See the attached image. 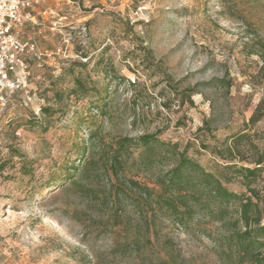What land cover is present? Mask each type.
I'll use <instances>...</instances> for the list:
<instances>
[{
    "label": "rangeland",
    "instance_id": "obj_1",
    "mask_svg": "<svg viewBox=\"0 0 264 264\" xmlns=\"http://www.w3.org/2000/svg\"><path fill=\"white\" fill-rule=\"evenodd\" d=\"M27 11L13 30L41 56L25 57L27 93L0 100V264H235L238 205L204 199L178 224L160 181L185 151L214 174L256 168L264 197V0ZM244 183L226 187L249 196Z\"/></svg>",
    "mask_w": 264,
    "mask_h": 264
},
{
    "label": "trees",
    "instance_id": "obj_2",
    "mask_svg": "<svg viewBox=\"0 0 264 264\" xmlns=\"http://www.w3.org/2000/svg\"><path fill=\"white\" fill-rule=\"evenodd\" d=\"M264 56V52L261 53ZM154 135H143L138 138L139 145L147 147L156 143ZM175 164L161 178L160 185L164 192L159 196L164 210L178 224H183L186 218H191L193 206L202 204L205 199L207 204L224 208L238 205V218L230 225L241 224V229H234L223 237L230 248L235 250L238 260L235 264H264V222L263 210L259 209V202L264 201V197L256 194L250 188V179L255 176L256 168H240L235 165H226L228 173L214 174L206 171L197 162L187 157L185 151L175 150ZM264 162V157L256 161V165ZM240 177L246 183L245 187L249 196L238 195L227 189L226 184L233 178ZM256 200V201H254ZM160 264H169L162 261Z\"/></svg>",
    "mask_w": 264,
    "mask_h": 264
},
{
    "label": "built area",
    "instance_id": "obj_3",
    "mask_svg": "<svg viewBox=\"0 0 264 264\" xmlns=\"http://www.w3.org/2000/svg\"><path fill=\"white\" fill-rule=\"evenodd\" d=\"M38 0H0V100L17 92H25L30 79V70L25 57L40 60L35 45L23 41L14 33L30 18L27 10Z\"/></svg>",
    "mask_w": 264,
    "mask_h": 264
},
{
    "label": "crops",
    "instance_id": "obj_4",
    "mask_svg": "<svg viewBox=\"0 0 264 264\" xmlns=\"http://www.w3.org/2000/svg\"><path fill=\"white\" fill-rule=\"evenodd\" d=\"M27 12H28V14L30 15L29 11H27ZM33 19H34V16H31V15H30V18H29L28 21H32ZM27 40H30V38H27Z\"/></svg>",
    "mask_w": 264,
    "mask_h": 264
}]
</instances>
